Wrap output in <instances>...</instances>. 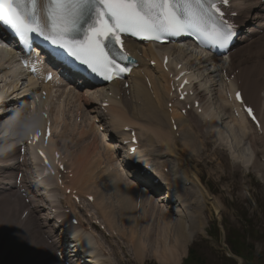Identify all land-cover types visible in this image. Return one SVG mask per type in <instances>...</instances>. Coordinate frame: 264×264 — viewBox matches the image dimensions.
<instances>
[{
    "label": "bare ground",
    "instance_id": "bare-ground-1",
    "mask_svg": "<svg viewBox=\"0 0 264 264\" xmlns=\"http://www.w3.org/2000/svg\"><path fill=\"white\" fill-rule=\"evenodd\" d=\"M233 1L234 3L245 4L241 8H236L237 10L243 8V12L245 13L249 12V7L253 6V1L251 0ZM254 7L255 6H253L252 9H254ZM261 25L264 26V24ZM240 38L242 41H245L248 39V35L241 32ZM260 41L264 42V36L259 40H252L249 43L252 45H261ZM136 46L137 45H130V48L133 49ZM160 49L167 50L168 46L148 45L146 48L142 47L141 51L144 55L148 52L157 55V53L161 51ZM173 50L174 52L180 54L181 60L184 63H180L182 68L187 69L188 71L189 68H192L193 74L189 72L190 80H197L200 75H205V73L209 71L206 61L212 62V60L206 59L199 53L195 56H190V54L187 55L184 53V50L180 47V45L173 47ZM10 54L11 55H7L8 59H14L13 51L10 50ZM169 56H171L170 51ZM176 63L177 62H173L172 60L169 62V64L173 65H176ZM186 63L189 65H196L198 70L195 72V67H188L185 65ZM140 64L144 66V68L134 71L131 75L130 87L128 88L130 91V97H126V89H124L121 84L118 85L119 83L117 81L110 85V91L113 92L104 96L110 103L109 107L104 109L105 112L110 115V121L121 124L120 126H116V129H119L122 124L126 123L133 124L138 127V139H140L141 144L137 151L140 152V154L134 162L135 167H137L136 165L139 164L141 159H149L150 156L151 158H156L157 155L155 156L154 154L159 153V156H161L166 152V150H169L168 155H170V153L175 154L177 151V141L181 143V150L192 151L195 148V143L198 141L196 136L198 137L199 134L195 126L199 122V128L204 131L207 130L211 132L214 136H217L220 140L225 142L223 143L225 148L213 142L212 145L216 150H225L226 154L232 161L241 163L248 172L252 171L256 172L258 175L260 174V170H257L260 169L259 164L251 151L252 143L249 136L252 135V132L247 127L249 125L248 121L242 115H233L232 109L234 104L229 100L226 93H221L220 87L214 89L215 95H213L210 91L208 92V95H201L197 93L194 98L197 100L199 99L198 107L193 109V113H189L190 116H183L180 109L184 108L187 103H191L190 98L187 97L184 101L175 99L172 106L176 104V113H173V107H171L170 110L167 109L166 105L171 100L169 97V80L166 79L163 74L158 75L154 73L150 66H146V62L143 58L140 59ZM216 64L218 63L216 62ZM0 67H2L1 64ZM144 72H147L148 81L144 80L142 77ZM11 74L13 75V79L9 83H6V78ZM26 74V71L13 68L0 73V103L10 94V92H13L16 89L22 77ZM228 79V85H231L232 88L238 87L236 83L234 84L230 80V76L227 77V80ZM165 81L166 83H162ZM204 81L205 80L202 79L200 84L203 85ZM29 82L32 84L31 87L39 83L36 79H34L33 75L29 77ZM54 82L51 81L45 85L41 83L46 96L44 100L40 98L33 100L30 106L37 112H41L42 109H45L48 113L52 112V134L48 138L51 145L49 151H52L53 147L57 145H62V147L67 151L66 153H63L65 154V158L61 157V163L64 164V170L71 173L73 176L70 183L77 191L76 195L79 199L77 206L82 204V194H91L93 198L97 200L95 201L94 199L96 204V214H98V216L102 219V224L105 229L109 231L113 229L115 235L118 236V240L121 238L124 241L128 240V243L131 244L130 248L133 246L132 251H134L135 255L140 256L144 252L152 254V250L157 246L154 244V240L152 246L150 247H147L145 243L139 242L142 237L148 238V235L143 232L145 231L144 229H149L151 230V238L154 239L157 235H159V247L163 246L161 250H153V256L157 259L159 258L160 261L156 258L154 259L162 263L179 264L182 256L185 254V247L190 238L193 236L194 229L198 231V227L202 226V216L200 214L203 209L202 195L200 194L204 190L202 185L198 183L195 176L192 174L191 178L194 180L198 190L196 188L192 191L185 190L186 186L184 185V182L187 179H185V181L177 180V183H180L183 186L179 188L176 187L173 190V183L171 181H164L162 177L159 176V178L167 183L165 188L161 187L162 191L159 193L162 195L161 199L155 200L154 197L148 194L150 192L147 193L142 189H138L137 184L127 182L125 178L118 173L117 167L114 168V164H117L116 160L121 166H123L120 161V157L115 159L110 142L104 143L106 139L108 140L110 138V133L103 130L101 132L102 137H100L96 133L93 134L96 128L94 129L92 125H89L87 129H84V126L79 127L78 131L74 133L76 134L75 137L70 138L73 131V124L70 123V119L72 117L71 109H73L75 115L76 110L79 109L78 107L84 109V106L77 103L78 107H76L70 99L64 98H67V96H63V94L55 92L60 84L56 80H54ZM207 82H211L213 84L211 86L215 88L214 86L216 83L221 84V78L217 76L216 79H213L207 75ZM147 83L149 85H147ZM257 86H259V89L261 90V92L259 91V97L256 96L257 92L254 93V96L252 93V89L254 87L257 89ZM188 88L189 87H185L184 89ZM243 88L246 91V97L252 96V98L262 99V101H260L261 105H258V109L259 117H261L260 130L264 133V113L262 111V106H264V77L255 80L254 82H251L250 78H248V82L247 80H244ZM65 89L66 91L64 93L67 94L69 90L66 84L63 86V90ZM193 89L194 88L192 87V90ZM17 93L19 92L12 93L11 95H16ZM93 93L94 92H90V89H85L84 92L81 91V94H77L76 98L73 99L77 102L78 100H83L86 104V98L90 97ZM259 100L257 101L259 102ZM253 101L254 99L252 100V103L257 109V105ZM177 104L180 105V108H178ZM3 108L4 106H0V112H2ZM87 109L89 112H94L95 106L91 104ZM198 109L200 110V113H197ZM66 112L68 113L67 115H65ZM6 117L7 115H0V121ZM25 117L28 118L27 115H25ZM34 118L36 122L35 127H39L40 119L38 116H34ZM42 120L45 122L50 119L42 118ZM21 122L24 123L21 117L16 116L14 122L6 121V124L0 125V132L3 133L1 136L9 134L8 138L12 139L13 137H16L15 135L21 130ZM173 126L176 127V130H174ZM176 133L179 134L178 137L176 136ZM88 134L89 138L93 136V139H89L84 146L70 152L71 149L68 147V142L71 141L69 140H73L74 138L80 139L79 137L82 138ZM142 138L147 141V144H142ZM83 140L84 141H81V144L86 142L88 138ZM208 142H211V140H208ZM6 143L7 145L13 144V142H10L8 139L3 144L1 143V145L4 146ZM34 144L35 146L40 147L38 143ZM156 145H161V147L158 149L156 148ZM5 148L2 149L4 150ZM101 148L104 149V153L100 151ZM13 152L14 150L11 151V155ZM121 156L124 157L125 155ZM14 163L16 167L19 166L16 161H14ZM34 165L35 164H32L31 170H29V172L27 170L24 174H33ZM119 166L118 168H120ZM164 166L165 165H163V167ZM5 169L7 170L9 168ZM2 172L3 171H0V173ZM173 172L174 170L171 174L174 177ZM0 176L4 178L0 181V196H6L4 201H0V230H5L8 234L11 227L16 224L14 220L16 219L15 217H18L19 215L18 209L25 206V204L22 203L20 197L12 190L10 176L4 174H0ZM160 185L161 184H159V186L152 185L153 191L155 192V190L160 189ZM41 189L42 188H40L37 193L38 199L42 203H44V195L47 196L51 194L53 196L54 200L48 198L49 202H56V199H59V197L62 196L57 190H54L49 194H45V189ZM107 192L108 194L105 200L104 194ZM111 192L113 193L114 200L110 197ZM99 193H101V195ZM171 195L172 198H170ZM183 196H188L190 199L192 198V200H188V197ZM64 199L66 200L65 202L70 204V210L73 211L76 207L75 200L71 199L70 196H65ZM164 199L166 201H163ZM170 199H172L171 202ZM208 199H210V197H208ZM192 203L195 204V211L193 214L188 211V207L191 206ZM211 203L219 213L222 211V203L218 198H212ZM36 211L37 210H32L22 222L18 225L16 224V226L19 227L17 233L18 235L15 236L16 245L21 244V249L17 251L14 258H11L14 259L13 262L16 264L28 257H22L21 253L24 252L29 245L31 249L30 255L33 256V259L36 260L40 257L45 261V263L59 264L51 255L47 256L42 253L43 243L36 235V233H39L37 230L39 222L36 219ZM42 213H44V211ZM54 229L55 228L53 227L50 228L51 237L56 234H61V238L64 237V228L57 227V231ZM72 231V237L76 238V242L80 245V251L83 252L85 248L88 250L89 254H91L89 256L90 259L83 260L82 263L87 264L86 262H88L89 264H104L102 261L106 251L101 248V242L97 239L96 234L93 233V235H91L87 232V230H84L83 232L77 227H72ZM174 231H176L175 235ZM3 233L5 234V232ZM76 242L74 241L70 243L73 244L70 250L76 248V245H74ZM12 243H14L13 240ZM83 243L85 246H83ZM104 249L107 248L104 246ZM0 251H2V247L0 248ZM162 251H164V253H161ZM6 252L5 257L0 264H11V258L8 257L9 252ZM160 254H162V256ZM79 262L81 261L79 260Z\"/></svg>",
    "mask_w": 264,
    "mask_h": 264
},
{
    "label": "snow or ice",
    "instance_id": "snow-or-ice-1",
    "mask_svg": "<svg viewBox=\"0 0 264 264\" xmlns=\"http://www.w3.org/2000/svg\"><path fill=\"white\" fill-rule=\"evenodd\" d=\"M228 3L229 0H0V24L16 37L22 49L30 48L34 37L48 42L54 66L109 81L129 70L120 63L131 59L123 48L125 35L162 40L163 34L193 32L208 44L226 48L235 35V25L224 19L221 10V5ZM236 99L242 100L240 92ZM247 113L255 119L252 109L248 108Z\"/></svg>",
    "mask_w": 264,
    "mask_h": 264
},
{
    "label": "rangeland",
    "instance_id": "rangeland-1",
    "mask_svg": "<svg viewBox=\"0 0 264 264\" xmlns=\"http://www.w3.org/2000/svg\"><path fill=\"white\" fill-rule=\"evenodd\" d=\"M259 30L260 29H258L257 31ZM260 46H264V42H261V45H252L248 42L241 48H239V50H236L237 57H240L242 53L245 54L244 64L247 65V75L248 78L251 79V82L264 77V60L259 54ZM162 83H166V81ZM259 91L261 92L259 86H257V89L255 91L257 92L256 96L259 95ZM259 99L260 98H258L257 100ZM260 101H262V99L259 100V104L261 103ZM173 109V113H176V107ZM67 114L68 113L66 112L65 115ZM72 120L73 119H70V122ZM198 125L199 122L195 126L199 134L198 137L196 136L198 141L195 143V148L192 151L181 150V143L177 141V151L174 156L168 157L167 155V157L162 160L153 157L155 159L153 161H150L151 163L156 164V167L161 171V167H163V165H165L164 167H166L168 171L170 169H176L178 172H180L179 176L175 177V179H177L178 181H185V179L188 180L186 176L192 170L199 179L198 183H200L202 187L206 189L208 194H211L214 197L218 198L222 203L223 209L221 214L218 215V219H216L214 210L209 205L206 207V209H202V212L200 214L202 216L203 225L205 226L203 231L205 238L203 237V235L200 236L198 234V231L194 229L193 236L190 238L188 244L185 247L186 254L189 246L194 250L193 257L187 260V264H233V260L236 262V264H264V172L263 170L261 171V169H257L260 170V177H257L254 173H246V169H241L239 164L230 163L232 161L227 156L225 150H216L212 145V143L216 141L214 137L209 135V131L202 130L198 127ZM208 140H211V142H208ZM76 141H78L76 144H74L73 142H69L72 143V145H68V147L70 149L77 146L79 147V141L81 144V141L84 140L77 139ZM142 141L143 144H147V141L145 139H142ZM100 151L104 153L103 148H101ZM154 155L158 156V153ZM166 160L168 161L166 162ZM177 162L179 163V167H177ZM116 167L118 173L122 175V177H124L123 171L118 168L117 164H114V168ZM170 176L173 177L172 174H170ZM174 184L175 187L178 188L183 186L180 183L178 184V186L177 183ZM191 185L192 187L186 186L187 188H185V190L192 191L196 188L194 182L191 183ZM99 194L101 195V193ZM107 194L108 192L104 194L105 200L107 198ZM110 197L114 200L112 192L110 194ZM15 218L17 219L18 217L16 216ZM100 224H102V219L100 221ZM216 228L218 229V231H216ZM144 230L145 231L143 233L148 235V238L142 237L139 242L145 243L147 247H150L152 246L154 240V244H156L157 246L154 245L156 247L153 250H161L163 246L159 247V235H157L156 238L152 239L151 230ZM3 232H5V234ZM38 232L40 231L38 230ZM1 234H4L3 237L7 238V232L5 230H0V235ZM175 234L176 231H174V235ZM36 235L38 239H40L41 241L43 240L41 239L42 237H40L39 233H36ZM238 235L242 237L244 243L252 246L251 249H248L247 252H244L248 258V263H245L244 259L239 258L238 256H235L233 253H231V248L229 246V244L231 243H234V247L247 250V246L239 243V240L241 239ZM100 239H103V237ZM104 241L101 242L100 245L102 249H104V246L107 248L104 249L106 250V258L104 259V262L106 264H159L154 259L156 257L153 256V250L152 254H150L149 252L142 253L139 256V260L137 261V255L135 256L134 251H132L133 246H131L130 248L131 244L128 243V240L122 243L121 241L118 242V240L116 239H114L112 242L110 241V238H108ZM227 241L229 244L227 243ZM13 242L14 243L11 242L10 245L11 252L8 251V257L10 258H14V255L17 253V251L21 249V244L16 245V237L13 239ZM42 243L45 244L44 241H42ZM47 246L48 245H42V249L45 250ZM25 251L21 253V256L28 257L16 264H48L45 263V261L40 257H38L36 260L33 259V256L30 255L31 249L29 245ZM227 251H229L230 253H228ZM49 252L51 254L50 248ZM161 253H164V251H162ZM227 254H231L232 258H228ZM45 255L48 256L47 253ZM52 255L54 256V252H52ZM160 255L162 256V254ZM4 257L5 252L4 250H2L0 251V262ZM13 258L10 259L11 261L9 260L11 264H14ZM157 260L160 261L159 258Z\"/></svg>",
    "mask_w": 264,
    "mask_h": 264
},
{
    "label": "trees",
    "instance_id": "trees-1",
    "mask_svg": "<svg viewBox=\"0 0 264 264\" xmlns=\"http://www.w3.org/2000/svg\"><path fill=\"white\" fill-rule=\"evenodd\" d=\"M239 243H240V242H239ZM232 244H234V243H232ZM237 252H239V253H240V252H241V250L237 249ZM191 253H193V251H192V250H191ZM192 257H193V256H192ZM192 257H191V258H192Z\"/></svg>",
    "mask_w": 264,
    "mask_h": 264
}]
</instances>
